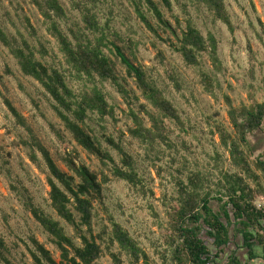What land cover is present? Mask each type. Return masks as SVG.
I'll return each mask as SVG.
<instances>
[{
  "label": "rangeland",
  "instance_id": "374dc122",
  "mask_svg": "<svg viewBox=\"0 0 264 264\" xmlns=\"http://www.w3.org/2000/svg\"><path fill=\"white\" fill-rule=\"evenodd\" d=\"M165 23H161L144 3L139 8L155 29L150 31L138 18L131 0H59L65 15L57 20L60 29L72 38L70 29L88 34L82 20L84 7L95 14L106 36L114 58L112 44L135 65L141 67L148 79L175 108L177 119L163 117L141 95L133 79L126 77L123 66L116 61V72L125 94L109 81L75 80L65 65L58 44L47 31V24L33 0H0V27L9 37L24 38L35 57L47 67L61 71L69 88L79 93L96 85L102 90L113 117L99 118L88 112L83 127L96 137L113 163L100 160L78 146L54 110V101L42 86L24 75L9 49L0 42V264H36V243L50 252L58 262L60 252L51 243L42 227L24 206V199L46 215L58 221L66 235L78 245L73 228L60 219L49 205L47 168L40 153L32 149L33 138L49 152L55 164L71 174L64 162L73 157L107 180L102 183L101 201L94 203V232L110 230V219L120 224L147 254L151 264L168 261L172 246L170 213L178 205L179 183L186 185L189 177L197 175L204 191L213 197L210 205L217 211L220 188L225 173L240 174L252 189L256 208L264 209V179L256 185L253 177L233 166L229 151L223 146L221 134L234 137L228 111L243 106L264 103V0H224L232 30L214 18L198 0H169L170 8L153 0ZM190 21L204 36L212 34L217 44L218 62L214 64L207 52L198 55L199 65L185 64L176 50L180 32ZM89 37L92 36L88 34ZM203 75H207V82ZM124 77V80H123ZM8 101L19 113L22 125L6 105ZM231 106V107H230ZM136 116L145 128L156 132L149 115L157 118V128L163 138L142 139L131 134ZM112 138L131 156L139 179L136 186L115 177L114 166L121 167L119 154L106 142ZM242 146L252 170L254 161L264 160V120L259 129L246 135ZM35 151L39 163L30 160ZM226 198H223L225 201ZM233 209L229 206V213ZM203 227L201 239L213 257L209 264H264L261 250L256 247L254 259L242 246L240 234L230 228V241L221 251ZM93 264H114L110 252L119 255L122 264L130 258L118 246L106 250Z\"/></svg>",
  "mask_w": 264,
  "mask_h": 264
},
{
  "label": "trees",
  "instance_id": "16d2710c",
  "mask_svg": "<svg viewBox=\"0 0 264 264\" xmlns=\"http://www.w3.org/2000/svg\"><path fill=\"white\" fill-rule=\"evenodd\" d=\"M131 1L138 18L150 31L156 32L140 10V2L153 12L161 23L167 24L163 21L153 0ZM159 1L164 7L170 8L169 0ZM198 1L206 6L215 19L232 30L224 0ZM33 2L47 24V31L55 38L64 63L75 80L84 79L93 82L97 78L100 82L109 81L117 87L120 93L125 94V89L116 72V61H118L123 66L126 77L134 80L143 98L161 116L170 119L178 118L175 108L148 79L145 71L131 62L119 47L110 43L113 46L116 61L105 53L104 50L107 48L110 52L113 53V51L108 47L105 33L99 26L95 14L91 13L89 8L84 7L82 20L85 30L91 34L92 39L88 34L72 29H70L72 38H69L57 23V20L66 16L59 0H33ZM177 38L176 50L181 54L185 64L199 65L198 55L202 52H207L214 64L218 62L214 36L209 34L204 37L190 21H187ZM0 42L16 59L21 72L38 82L52 98L55 103L54 110L74 142L86 152L96 156L103 165L113 163L112 157L102 149L96 137L83 127L88 112L96 113L101 119L106 116L113 117V108L108 104L102 90L93 85L75 94L67 85L63 73L37 60L33 48L24 38L9 37L0 27ZM203 79L207 82V75H203ZM6 105L17 121L25 125L19 113L8 101ZM228 116L235 136L221 134L222 144L228 149L233 166L248 177H253L256 185L259 186V179H264V160L258 159L253 163V166L260 172L257 175L252 170L245 151L241 147L247 146L246 135L260 128L264 120V103L243 106L239 110L231 107ZM133 117L136 118L135 115ZM149 117L156 126V132H153L151 128L143 127L136 118L137 126L130 130L131 134L148 140H154L156 136L163 138L157 128V118L154 115H149ZM105 140L119 154L121 164L124 166V169L114 166L113 175L136 186L139 179L131 156L126 153L120 143H116L112 138L107 137ZM33 148L40 153L47 168L46 179L49 186L50 208L73 228L79 239L77 245L71 237L66 235L58 221L36 207L30 198H25V208L60 252V259L56 262L43 245L35 242L38 254L33 253L32 256L36 264H93L103 254L102 244L104 242L107 243L105 248L109 252L116 244L120 251L130 258L131 264H151L147 254L127 230L114 220L110 219L109 231L107 228H102L99 232H94V203L101 201L102 183L107 180L106 176L99 180L95 172L84 164L76 163L70 156L63 158L67 170L71 173L67 174L55 164L48 150L34 138ZM29 158L32 162L39 163L35 151H31ZM220 188L222 189L220 196L215 197L219 209L214 211L210 205L213 197L208 191H204L202 181L197 175L189 177L186 185L179 183L178 205L170 213V227L173 234L170 239L172 249L169 260L164 261L163 264H209L213 257L210 256L209 249L201 239L202 228H207L206 234L212 238L214 246L221 251L230 241L231 226L235 234H240L242 246L246 248L249 258L257 257L255 249L259 247L264 261V209L255 207L252 189L238 173H225ZM261 190L264 194L262 188ZM223 198L226 200L223 201ZM229 206L233 209L231 215ZM0 248H3L1 239ZM109 254L114 264H122L118 254L113 252ZM0 256L3 258L1 250ZM5 261L6 264H10L6 259Z\"/></svg>",
  "mask_w": 264,
  "mask_h": 264
}]
</instances>
